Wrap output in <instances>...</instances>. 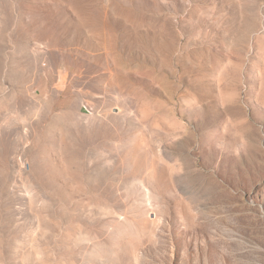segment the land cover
Returning a JSON list of instances; mask_svg holds the SVG:
<instances>
[{
    "label": "rangeland",
    "instance_id": "obj_1",
    "mask_svg": "<svg viewBox=\"0 0 264 264\" xmlns=\"http://www.w3.org/2000/svg\"><path fill=\"white\" fill-rule=\"evenodd\" d=\"M0 264H264V0H0Z\"/></svg>",
    "mask_w": 264,
    "mask_h": 264
}]
</instances>
